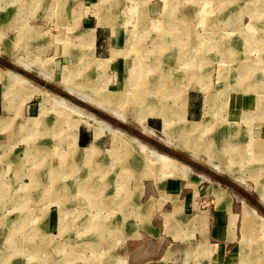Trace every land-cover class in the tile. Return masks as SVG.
Listing matches in <instances>:
<instances>
[{"label":"rangeland","instance_id":"374dc122","mask_svg":"<svg viewBox=\"0 0 264 264\" xmlns=\"http://www.w3.org/2000/svg\"><path fill=\"white\" fill-rule=\"evenodd\" d=\"M13 1L20 20L8 24L6 11L1 12L0 67L19 71L15 60L22 58L31 63L32 74L45 68L52 83L40 82L31 72L25 76L72 101L78 96L68 85L102 99L126 122L105 106L85 101L83 106L168 158L123 141L120 132L102 129L75 110H55L45 90L14 82V97L6 102L11 107L13 99L18 110L0 114V264H130L127 248L140 232L139 227L129 232V224L147 217L141 214L149 197L143 192L151 184H166L156 177L157 166L178 179L188 177L181 168L186 164L236 189L241 210L236 240L221 256L219 249H198L186 261L180 242L172 241L188 236L190 226L173 228L176 218L194 211L175 209L172 215L166 209L151 222H160L167 244L148 264H264V0ZM9 3L0 0V7L12 8ZM25 23L40 28L34 43L22 37ZM93 46L96 57L84 58ZM4 88L0 82V102ZM243 95L254 100L249 120L242 113ZM236 100L241 105L233 112ZM202 114L208 122L196 121ZM72 122L77 125L69 130ZM78 124L92 126L93 145L69 147L70 140L77 144ZM218 124L237 129L222 135L211 129ZM143 126L156 133L148 135ZM104 132L114 140L110 151L101 148ZM222 137L229 141L220 143ZM248 205L259 210L257 216L245 209Z\"/></svg>","mask_w":264,"mask_h":264},{"label":"crops","instance_id":"0c3cea01","mask_svg":"<svg viewBox=\"0 0 264 264\" xmlns=\"http://www.w3.org/2000/svg\"><path fill=\"white\" fill-rule=\"evenodd\" d=\"M6 1L10 2L9 4H12L11 5L12 8L7 7V9H6L4 7H0V21H2V19H3L1 17H4L1 15V14H3L1 12L6 11L5 12L6 14L5 13L4 14L6 16L5 18L7 19L8 24L16 23L15 20L19 18L18 16H20V14H18L15 11V7H14L16 5L15 1H13V0H6ZM160 10H161V8L158 11H160ZM157 13H158L157 15L161 14V12H157ZM165 18L173 19L169 15H166ZM18 20H20V18ZM21 21H22V19H21ZM23 23H22V25H23ZM256 30H258V29H254V31H256ZM21 34H22V37H24V39L27 38V39H29V42H33V43L41 37L40 36V28L38 26H31L28 23H27V25L25 23L24 31H22ZM93 48H94V51L92 48H89L88 50H86L87 52L85 51V53H84L85 55H83L84 58L88 59L90 57L92 59L93 57L94 58L96 57L94 54L95 46H93ZM233 51H234V49H233ZM235 51H237V49H235ZM78 57L79 56H76L75 58H78ZM28 64H30V66H31V63H29V61H28ZM20 66H19L20 67L19 69H23L25 71V73L29 72V74H30L31 70H33V67L32 68H25L22 65H20ZM6 70L7 69H2L0 67V77L2 74L6 73ZM42 70H44L46 73H49L45 68H42ZM15 71H17V70H15ZM36 71H38V70H36ZM17 72H19V71H17ZM31 74H32V72H31ZM21 75H22V73H21ZM23 76H25V74H23ZM31 76L40 80V82H42L41 81L42 79L45 80L44 77H41L40 75L35 74V73L32 74ZM49 76H50V80L46 79L45 80L46 84L52 83L53 78H52V75L50 73H49ZM26 77H28V76H26ZM29 79H31V78H29ZM233 80L234 79L232 77L230 79V81H233ZM0 82L3 83V87H4V85L7 87V89L4 88V91H5L4 92V101L2 99V101L0 102V114L4 113V111H7V112H11L12 110L15 111L18 107L13 105V102H12L13 99H11V107H9V104L8 105L6 104L7 103L6 101L8 98L14 97V90H13L14 87L13 86H14V82H16V81L10 80L8 78H3V79L0 78ZM33 83H34V81H33ZM28 85H30V84H28ZM29 87H28V89H29ZM33 87H36V86H32V88ZM30 90H32L31 87H30ZM12 91H13V93H12ZM52 92L56 93L55 91H52ZM57 94L58 93L51 94V95L46 94L47 96L50 97V100H52L54 102L53 105H54L55 110H59L62 108L61 107L62 105L60 104V101L58 99L59 94L58 95ZM6 97H7V99H5ZM242 99L244 101V102H242V105L244 106V108H242V113H243L244 119L249 120V118H250L249 115L251 113H253V110H254V103H253L254 100L250 95H243ZM240 102H241V100L239 102L237 100L234 101V104L231 105L232 106L231 111L234 112L235 107L238 105H241ZM32 109H34V108L32 106H30L28 108V111L31 112ZM17 110L15 112H17ZM102 111H104V110H102ZM157 111H160V110H157ZM236 111H237V108H236ZM153 117H160V116H157V114H156ZM150 118H152V117H150ZM0 119H3V118H1V115H0ZM208 119H210V118H207L206 116H203V114H202L201 117H199V119L196 121H200V123H206V122H208ZM46 121L47 120H45V122ZM124 122H126V121H124ZM55 123H57V121H55ZM45 124L47 125V124H49V122L47 121V123H45ZM73 125L76 126L77 122H72L69 130H72ZM149 126H151V125H149ZM153 126H151V127L156 129L155 127H157L158 124H153ZM209 126H210V124H209ZM53 127H55L56 129H59V128L61 129V127L59 125H54ZM233 127L229 124H218V125H213L211 129H215V131L221 132V134L223 135L225 130L229 131V130L235 129V131H236L237 125L233 126ZM42 128L47 129L48 127L47 126L43 127V125H42ZM226 131H225V134L227 133ZM105 134H106V132H104V134H103V141H102L101 148L104 147L105 150L110 151V149L112 150L114 140L112 141L110 139H106ZM75 135H76V142L78 145L75 143V140L74 141L70 140V141H68L69 147L71 144H74L75 146H78L80 148H82V146L89 147L87 145H89L92 141H93L92 145L94 144L95 136H94L92 126L90 128L87 125L78 124V129H77ZM219 141H220V143H223V142L226 143L229 140L226 139L225 137L224 138L222 137ZM120 142L122 143V141H119V140L117 141V143H120ZM122 147H124V146L120 145V148H122ZM121 156L123 157V155H121ZM136 167H138V166H136ZM190 167L192 168V170H189L190 168H187L185 165L184 166L182 165L181 166L182 171L184 173H188V177L179 176L178 179H175L173 174H171L172 176L168 175V174L167 175L164 174L165 171H164V168H162V166H157L156 173H155L157 175L156 177L161 179V180H164L166 182V184H165V186L161 185L160 188L151 184V186H149L143 192L144 194H146L149 197L147 198V202H146L147 205L144 203L142 204L141 210H143V212L141 214H145L147 217L144 218V216L141 215L142 218L138 219L137 223L129 224L130 225L129 226V229H130L129 232H134L135 228H138V227H139V230H136V231L140 232L139 236L133 237L132 238L133 240H130L131 245L128 246V248H127L128 258H129L130 264H148L150 262V260L152 261L154 258H157V255L160 253V251H162L165 248V245L167 244L168 238L167 237L163 238L160 236L159 229H158V227H159L158 225L160 222L159 221L151 222V221H153L152 220L153 217L158 212H159V214H158V216H156V218L160 219L159 215L161 214L162 211H164L166 209L171 210V212H169L167 214L172 213L175 209L182 210V209L189 208L187 210L194 211L192 213L186 214L187 217L185 215V216H183V218H179V219L176 218L175 220H179V221L178 222L175 221L176 226H174V228H173L175 230L179 229V228H177L178 227L177 225H180V224H181L180 225L181 227H187L188 225L190 226L191 230H190V234L188 236L176 235V237H178V239L176 240L173 238V241H172V242H174V244L180 242L179 245H177V246H179V249L183 250L184 255H185L184 259L186 261L194 259L198 255V251H200L201 249H204V250H211V249H213V250L217 249L218 250L219 249L217 254L218 255L220 254V256H221L222 255L221 251H223L228 246V244H231L236 240L234 232H235V228H236V224H237V216H238L237 211H241L240 208H238V206H237V201H238L239 197L236 193L237 192L236 189H234L232 186L222 184L218 178H216L214 175H212L210 173H203V174H207L209 177H211V178H206L203 174L196 172L194 170V168L192 167V165ZM223 173H225V172H223ZM226 174L229 175V177H231L232 179L236 180L229 173H226ZM196 177H199V178L196 180L195 179ZM201 182L206 183V185H202ZM127 192L128 193H140V194H142V190H141V192L126 191V193ZM241 209L243 212L242 215L244 213H246L245 212L246 210L249 211V213H250L251 210L253 209L252 211H253L254 216L256 215L255 209L258 210L256 207L252 208L249 205L247 208H245L246 210L243 207ZM257 212H259V210ZM172 215H173V213H172ZM174 215H175V213H174ZM161 226H163V225H161ZM168 226H169V224H168ZM171 226H173V224H171ZM255 226H257V225H255ZM213 242H217V243H213ZM244 243L246 244L247 241H244ZM212 245H215V247ZM198 249H200V250H198ZM208 264H212V263L209 262Z\"/></svg>","mask_w":264,"mask_h":264},{"label":"bare ground","instance_id":"6f19581e","mask_svg":"<svg viewBox=\"0 0 264 264\" xmlns=\"http://www.w3.org/2000/svg\"><path fill=\"white\" fill-rule=\"evenodd\" d=\"M224 49V48H223ZM227 53V52H226ZM229 53V52H228ZM223 56V55H222ZM229 57V56H228ZM230 59V58H229ZM16 62H18V64H20V65H22L23 67H25V68H32V66H30V64H28V61L27 60H24V59H22V58H18V59H16L15 60ZM38 72V74L41 76V77H44L45 79H47V80H50V76H49V73H46L44 70H42V69H40V70H38L37 71ZM0 78H8V79H10V80H13V81H20V82H23V83H30L32 86H36L35 88H38L39 90H41V91H43V90H45L44 92L46 93V94H56V93H54V92H52V91H50V90H47V89H45V88H39L38 87V85H35L28 77H26V76H23V74L21 75V73L20 72H17V71H15V70H12V69H7L6 70V73H4V74H2L1 75V77ZM7 82V81H6ZM11 83V82H10ZM14 87V86H13ZM15 88V87H14ZM31 89H33L32 87H31ZM66 89L69 91V92H71V93H73V94H75V95H77V96H79L78 98L80 99V100H83V101H85V102H89V103H91V104H97V105H99V106H105V108L107 109V110H109L110 111V113L112 112V113H114L119 119H121V120H123V121H125V120H127L126 119V117H125V115L122 113V112H120V111H118V110H116V109H114V108H112V107H109V106H107V105H105V103L103 102V101H101L102 99H96V97L95 96H92V95H89L88 93H86L85 91H83V90H79L77 87H75V86H73V85H68V86H66ZM11 91V90H10ZM40 92V91H39ZM12 93H13V91H12ZM165 94V93H164ZM58 95V94H57ZM59 96V101H60V104L62 105L61 107H62V109L64 108V109H69V111H73V110H75L76 112H78L79 113V115L80 116H85V117H87V118H89V119H92L93 121H96L97 123H99V125H100V127H102V129L104 128V129H108L109 131H113V133L114 132H120L122 135V137L123 138H121L123 141H127L126 139H128V141L129 140H131V141H134V142H136V143H138L141 147H143L144 149L145 148H147L148 149V151H150V153L151 154H155L156 156H158V157H163V158H168V155L166 154V153H164V152H160L159 150H157L156 148H154V147H151V146H149L147 143H145L144 141H142L141 139H139L138 137H136V136H133V135H130V134H128L126 131H124V130H120L119 128H117V127H114L113 125H111L109 122H107L106 120H104V119H101V118H98L97 117V115H94L95 113H92V112H90V111H87V110H85V106H82V105H80V104H78L77 102H74V101H72V100H70L69 98L67 99V97L66 96H60V95H58ZM66 97V98H65ZM81 97V98H80ZM12 98V97H11ZM5 99H7V97L5 98ZM9 99V98H8ZM9 102V101H8ZM6 104H9V103H6ZM11 104V103H10ZM10 106V105H9ZM96 107V106H95ZM165 107V106H164ZM168 110V109H167ZM168 111H166V113H167ZM165 115V114H164ZM70 116V115H69ZM168 116V115H167ZM167 119V118H166ZM142 129H143V131L145 132V133H147L148 135H154L156 132L152 129V128H150V127H146V126H143L142 127ZM179 135V134H178ZM156 136V135H155ZM183 136H178L177 137V139L179 140H177L178 142H181V141H183ZM164 140H166V139H164ZM169 141V140H168ZM167 141V143H168V145L169 144H172V142H168ZM179 145H181V144H179ZM74 146V145H73ZM171 146V145H170ZM177 146H178V143H177ZM185 146V145H184ZM179 147V146H178ZM146 150V149H145ZM114 151V150H113ZM251 151V150H250ZM196 154V153H195ZM249 154V153H248ZM247 154V155H248ZM114 155H115V153H114ZM114 155H112V156H114ZM198 155V154H197ZM151 156V155H150ZM188 167L187 168H190L191 169V167L188 165V164H186ZM215 165V164H214ZM216 168H219V166H215ZM262 169H264V165H262V167H261ZM258 169H260V168H258ZM225 170V169H224ZM219 172H220V170H219ZM227 173V172H226ZM124 175V174H123ZM256 175V174H255ZM206 176V175H205ZM234 176H235V178H238L239 180H242L243 179V177L240 175V174H234ZM209 177V176H208ZM78 179V178H77ZM78 181V180H77ZM100 182V181H99ZM93 186H99V187H101V189H103V187H102V185H100V184H98V183H94L93 184ZM92 186V187H93ZM83 187H84V185H83ZM96 187H94V188H96ZM264 188V187H263ZM79 189H81V186L79 185ZM97 189H99V188H97ZM96 195H97V193H96ZM99 195V194H98ZM261 195V200L262 201H264V193H261L260 194ZM101 196V195H100ZM100 196H98V198H95L94 200L97 202V199H101V197ZM118 196V194H116V196L115 197H117ZM94 197V196H93ZM113 201V199H112V197L111 198H109V199H106V200H104V203H111ZM101 203V202H100ZM255 211H256V209H255ZM257 212V211H256ZM257 216V215H256ZM262 216V215H261ZM64 218V217H63ZM255 218H257V217H255ZM260 218V217H259ZM264 218V217H263ZM259 220V219H258ZM246 225V224H245ZM262 228H264V221L262 222ZM260 226V227H261ZM248 227V226H247ZM249 228H250V226H249ZM247 230V229H246ZM254 232H256V231H253V233ZM40 233V232H39ZM54 255V254H53ZM38 256V255H37ZM36 256V257H37ZM44 256V255H43ZM45 258V257H44ZM47 259H49L48 257H47ZM56 264V263H55Z\"/></svg>","mask_w":264,"mask_h":264},{"label":"water","instance_id":"95a60500","mask_svg":"<svg viewBox=\"0 0 264 264\" xmlns=\"http://www.w3.org/2000/svg\"><path fill=\"white\" fill-rule=\"evenodd\" d=\"M19 72L22 73V74H25V71H24L23 69H19ZM74 102H77L78 104H80V105H82V106L84 105V101H83V100H80V99H78V98L74 99ZM96 109H97V108H94V111L97 112Z\"/></svg>","mask_w":264,"mask_h":264}]
</instances>
